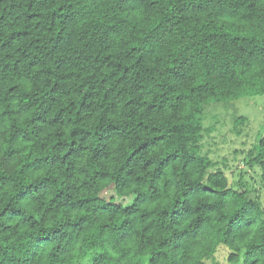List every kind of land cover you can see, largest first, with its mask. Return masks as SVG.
<instances>
[{"label":"trees","instance_id":"obj_1","mask_svg":"<svg viewBox=\"0 0 264 264\" xmlns=\"http://www.w3.org/2000/svg\"><path fill=\"white\" fill-rule=\"evenodd\" d=\"M258 95L264 0H0V264H264L203 154L205 106ZM244 163L264 182V134Z\"/></svg>","mask_w":264,"mask_h":264},{"label":"rangeland","instance_id":"obj_2","mask_svg":"<svg viewBox=\"0 0 264 264\" xmlns=\"http://www.w3.org/2000/svg\"><path fill=\"white\" fill-rule=\"evenodd\" d=\"M238 117L247 118L248 124L237 136L233 129ZM203 123L206 129L211 130L209 134L205 133L203 154H209L219 164L216 169L226 173L232 188L244 185L251 191L249 198H257L264 208V182L260 168L258 165L248 167L244 163L249 150L259 143L264 134V95L211 103L205 106ZM101 197L124 206H130L134 201V197H118L113 187L104 191ZM228 255V249L220 247L216 261L228 264ZM93 256V253L90 254L83 264H90ZM208 263L211 264L210 261Z\"/></svg>","mask_w":264,"mask_h":264}]
</instances>
